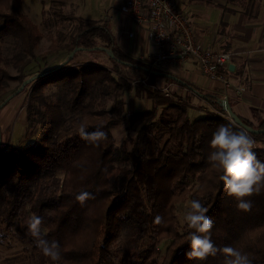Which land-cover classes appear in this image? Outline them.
I'll return each mask as SVG.
<instances>
[{
	"label": "trees",
	"instance_id": "obj_1",
	"mask_svg": "<svg viewBox=\"0 0 264 264\" xmlns=\"http://www.w3.org/2000/svg\"><path fill=\"white\" fill-rule=\"evenodd\" d=\"M22 4L0 0V104L9 82L19 81L15 94L33 74L25 67L44 35L21 11ZM52 12L61 27L48 30L47 53L81 48L60 67L25 84L22 90L29 97L18 141L3 142L0 126V241L10 232L16 235L31 264H223L220 252L206 261L186 257L192 230L179 220L177 208L199 199L209 209L216 247L237 248L252 264H264V189L249 198L251 211H238L221 173L207 160L212 135L224 125L246 129L256 141L257 159L264 162V132L245 126L264 129V117L254 122L233 110L245 125L239 124L219 93L169 75L158 65L151 71L152 59L121 47L108 17ZM7 38L13 44L10 56L3 52ZM83 52L106 55L110 64L97 58L74 60ZM11 65L18 73L11 74ZM134 79L141 80L134 85ZM171 82L183 92L165 91ZM51 85L55 89L47 93ZM132 93L152 99L154 106L131 109ZM122 121L132 135L118 144L112 127ZM81 125L88 132L100 128L106 138L98 146L86 142L79 135ZM84 191L91 198L82 205L75 197ZM32 216L42 218V236L57 243L59 260L46 257L29 233Z\"/></svg>",
	"mask_w": 264,
	"mask_h": 264
},
{
	"label": "crops",
	"instance_id": "obj_2",
	"mask_svg": "<svg viewBox=\"0 0 264 264\" xmlns=\"http://www.w3.org/2000/svg\"><path fill=\"white\" fill-rule=\"evenodd\" d=\"M177 1L206 46L233 53L230 85L226 87L206 76L193 59L161 63L158 67L229 98L233 110L242 117L254 122L264 117V0ZM106 2L109 8L104 17H108L121 47L133 56L152 59L158 47L149 36V24L138 26L121 9L124 0ZM157 80L160 84L166 82L163 78ZM164 88L178 92L183 89L172 82Z\"/></svg>",
	"mask_w": 264,
	"mask_h": 264
},
{
	"label": "clouds",
	"instance_id": "obj_3",
	"mask_svg": "<svg viewBox=\"0 0 264 264\" xmlns=\"http://www.w3.org/2000/svg\"><path fill=\"white\" fill-rule=\"evenodd\" d=\"M79 135L90 144L99 145L106 138V133L97 128L88 132L85 126L79 128ZM256 141L246 129L234 131L231 127L221 125L213 133L210 140L212 149L207 157L211 166L218 170L223 181L224 190L228 197L236 201L238 211H251L253 195L264 189V162L257 159L253 151ZM76 200L82 205L91 198V193L84 191L76 195ZM209 211L199 199L190 201L184 221L189 232L190 251L186 252L189 260L206 261L209 256H216L218 252L224 255L223 264H252L249 256L241 250L225 246L217 248L211 239L213 221L206 215ZM160 218H157L159 222ZM42 218L32 216L28 220V231L36 239L46 257L53 261L59 260L58 245L55 241L43 238L40 225Z\"/></svg>",
	"mask_w": 264,
	"mask_h": 264
},
{
	"label": "rangeland",
	"instance_id": "obj_4",
	"mask_svg": "<svg viewBox=\"0 0 264 264\" xmlns=\"http://www.w3.org/2000/svg\"><path fill=\"white\" fill-rule=\"evenodd\" d=\"M108 8L109 7L106 0H23L21 11L26 14L35 24H37L44 34L36 45L35 58L31 59V61L25 67L27 73H33L32 75L27 76L26 79H29L36 74L45 72L55 66L57 67L61 63L64 64L63 62L69 55L67 50H59L57 52L47 53L50 45V38L47 32L48 30L55 31L56 25L58 24V22L56 23V19L53 17V10L62 9L66 13L72 12L87 19L99 20L106 15L105 13ZM44 20L46 23H48L47 25L44 23ZM59 22L61 21L59 20ZM59 24L58 25L61 27V23ZM65 24H68V22H65ZM65 31L68 32V29H65ZM69 32L72 31L70 30ZM68 37L69 35L67 36V39ZM2 46L4 55L10 56L13 53V44L11 38L2 40ZM90 58L103 59L106 61V64H110L107 62L108 59H106V55L100 53L96 55L94 53L92 54L83 52L78 54L74 60L83 61ZM8 69L11 74L18 73V68L12 65L9 66ZM131 76L138 78L134 75ZM18 84V80L9 82V84L6 86V92L4 93L2 99H5L7 96L12 94L16 90ZM21 85L22 83L20 86ZM23 87L18 90L17 93H15L16 95H12V97L8 100L9 102L6 103L0 111V126L3 132V142H16L24 132L25 107L28 101L29 91L27 89L22 90ZM54 89L55 86L51 85L46 89V92L49 93ZM179 92H182V90ZM128 99L129 105L132 103L136 109H150L154 106L152 99L145 96H136L132 93ZM112 132L114 133L116 142L118 144L122 143L124 140H128L132 135L128 129L127 121L114 124L112 127ZM20 142L23 143L22 140ZM189 204V200H186L178 205L177 214L179 220L182 223L185 222L184 215L188 210ZM4 232L8 231L3 229V233ZM168 242L169 240L164 242L162 245L163 249L166 247ZM24 246L25 244L22 243L16 235L10 232L8 237L2 238L0 241V264H31V259L28 255V252H25L23 249Z\"/></svg>",
	"mask_w": 264,
	"mask_h": 264
},
{
	"label": "built area",
	"instance_id": "obj_5",
	"mask_svg": "<svg viewBox=\"0 0 264 264\" xmlns=\"http://www.w3.org/2000/svg\"><path fill=\"white\" fill-rule=\"evenodd\" d=\"M122 9L138 26L149 24V36L158 47L152 54L151 70L161 63L193 59L206 76L226 87L230 85L228 72L233 53L206 46L177 0H124ZM139 80L132 83L135 85Z\"/></svg>",
	"mask_w": 264,
	"mask_h": 264
},
{
	"label": "water",
	"instance_id": "obj_6",
	"mask_svg": "<svg viewBox=\"0 0 264 264\" xmlns=\"http://www.w3.org/2000/svg\"><path fill=\"white\" fill-rule=\"evenodd\" d=\"M81 47H76V48H74L70 53H69V55H68V57H67V59L65 60V61H67L70 57H72L73 55H74V53L77 51V49H80ZM64 61V62H65ZM63 62V63H64ZM62 65V63L61 64H59L57 67H60ZM229 68L230 69H232L233 68V66H232V63L229 65ZM151 71H153V70H151ZM156 74H166V73H164V72H161V71H154ZM43 73H46V71L45 72H42V73H40V74H36V75H34V76H32L31 78H29V79H25L23 82H22V85L19 87V90L27 83V82H29V81H31V80H33L37 75H41V74H43ZM175 77V76H174ZM12 95H14V94H10L9 96H7V98L5 99V101H7V100H9L11 97H12ZM5 101L4 102H2L1 104H0V107L5 103ZM221 103H222V105L224 106V108L227 110V112L230 114V116L237 122V123H239V124H242V125H245L244 123H243V121L241 120V118L233 111V109H232V106L230 105V103H229V100H228V98L227 97H223L222 98V101H221ZM246 126V128L249 130V131H251V132H260V131H263L264 132V129H259V128H253V127H251V126H247V125H245ZM0 144H1V129H0Z\"/></svg>",
	"mask_w": 264,
	"mask_h": 264
}]
</instances>
